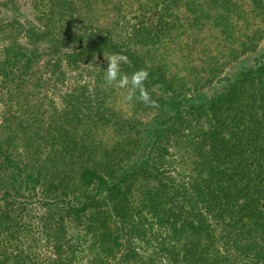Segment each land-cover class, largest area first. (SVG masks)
<instances>
[{
	"label": "trees",
	"instance_id": "trees-1",
	"mask_svg": "<svg viewBox=\"0 0 264 264\" xmlns=\"http://www.w3.org/2000/svg\"><path fill=\"white\" fill-rule=\"evenodd\" d=\"M129 1L0 0V264H264V0Z\"/></svg>",
	"mask_w": 264,
	"mask_h": 264
},
{
	"label": "rangeland",
	"instance_id": "rangeland-1",
	"mask_svg": "<svg viewBox=\"0 0 264 264\" xmlns=\"http://www.w3.org/2000/svg\"><path fill=\"white\" fill-rule=\"evenodd\" d=\"M141 1H147V0H141ZM19 5L21 7V15L19 17H21V19L24 20H29V21H35V12L33 10V0H18ZM130 7L132 8H137V3H135L134 1L130 0L129 1ZM137 10V9H136ZM135 10V11H136ZM138 11V10H137ZM144 11V10H143ZM145 11L149 14L150 11V6L149 4L145 5ZM111 15H113L112 12H108ZM147 14V15H148ZM9 15H11V13L9 12ZM132 14H130L129 16H131ZM133 21V20H132ZM209 30H203V35H209ZM206 36H203V38ZM187 43H190V45H192V39L187 40ZM197 48V46H196ZM260 52V48L258 49V53ZM196 56V55H195ZM252 60V56L250 55H244L242 56L240 59L236 60L231 66H229V70L230 71H234L237 68L241 67L242 65H246L248 63H250ZM66 66V65H65ZM66 68V67H64ZM77 76V75H76ZM86 80L89 79V76H85ZM55 80V79H54ZM75 82L73 80L67 79V80H61L59 82L56 81V85L57 86H53L54 84L51 83V88L48 90V93H50V97H54V99L56 98L57 102H60L59 96L60 93L62 91H64L66 88L70 87V85L74 84ZM44 96V95H43ZM115 96H116V101L117 103L122 104L123 106H126V94L123 90H117L115 92ZM0 111H2L1 106H0ZM148 114H144L142 116V118L145 120L148 119ZM26 195L25 196H20L17 198V200H21L24 201V206H25V211H24V220L26 223L30 224V228L29 229H34L37 227L38 225V219L39 217L44 214L45 212V207L41 202V198L39 196H33V194L31 192H25ZM0 197H1V192H0ZM67 227L69 228L68 231L71 234L75 235L78 233V231H81V229L74 227V224L71 222V220L67 221ZM23 238V237H22ZM34 241V239H32L30 242ZM15 242V241H13ZM44 245V242H40V246ZM42 253L44 254L43 256H47L49 253L48 252H44L45 250H41ZM86 260L81 262V264H85Z\"/></svg>",
	"mask_w": 264,
	"mask_h": 264
},
{
	"label": "clouds",
	"instance_id": "clouds-1",
	"mask_svg": "<svg viewBox=\"0 0 264 264\" xmlns=\"http://www.w3.org/2000/svg\"><path fill=\"white\" fill-rule=\"evenodd\" d=\"M104 58L107 61V68L104 70V81L107 85L126 89L125 99L128 102L137 101L150 108L158 109L160 107L145 87V82L149 76L146 69L141 68L129 76L121 71V65L127 62L126 56L113 53L111 55L104 54Z\"/></svg>",
	"mask_w": 264,
	"mask_h": 264
}]
</instances>
